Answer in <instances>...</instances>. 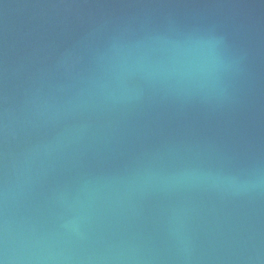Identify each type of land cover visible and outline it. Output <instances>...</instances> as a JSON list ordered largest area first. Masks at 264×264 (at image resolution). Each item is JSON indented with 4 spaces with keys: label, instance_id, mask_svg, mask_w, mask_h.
Wrapping results in <instances>:
<instances>
[{
    "label": "water",
    "instance_id": "obj_1",
    "mask_svg": "<svg viewBox=\"0 0 264 264\" xmlns=\"http://www.w3.org/2000/svg\"><path fill=\"white\" fill-rule=\"evenodd\" d=\"M0 264H264V0H0Z\"/></svg>",
    "mask_w": 264,
    "mask_h": 264
}]
</instances>
